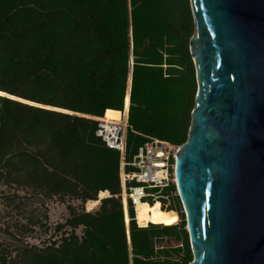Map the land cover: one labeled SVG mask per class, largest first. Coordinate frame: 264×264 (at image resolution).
<instances>
[{"label": "trees", "instance_id": "obj_1", "mask_svg": "<svg viewBox=\"0 0 264 264\" xmlns=\"http://www.w3.org/2000/svg\"><path fill=\"white\" fill-rule=\"evenodd\" d=\"M195 31L190 0H0V90L103 117L108 108L124 110L131 84L127 161L153 139L178 149L188 140L196 106ZM97 127L91 117L0 95V184L15 190L4 200L16 201L19 190L83 201L111 193L95 212L72 209L71 233L58 245L18 239L15 256L4 247L0 264L193 261L175 176L164 190L169 198L158 201L181 222L140 226L130 200L129 241L121 152L97 136Z\"/></svg>", "mask_w": 264, "mask_h": 264}, {"label": "water", "instance_id": "obj_2", "mask_svg": "<svg viewBox=\"0 0 264 264\" xmlns=\"http://www.w3.org/2000/svg\"><path fill=\"white\" fill-rule=\"evenodd\" d=\"M190 1L198 91L174 168L189 264H264V0Z\"/></svg>", "mask_w": 264, "mask_h": 264}, {"label": "rangeland", "instance_id": "obj_3", "mask_svg": "<svg viewBox=\"0 0 264 264\" xmlns=\"http://www.w3.org/2000/svg\"><path fill=\"white\" fill-rule=\"evenodd\" d=\"M196 33L197 30L194 35ZM14 192V189L0 184V254L2 249L6 247L14 251V256L16 254L15 248L19 245L18 239L39 246L54 243L58 245L64 236L71 233L72 228L66 222L71 217L72 209L79 212L83 210L95 212L100 208L102 199L111 196L108 191L109 195L101 198L99 192L97 199L100 202L98 206L88 210L89 200L83 201L82 198L75 195L43 197L31 191L19 190L17 191L21 195L19 199L16 201L4 200L5 197ZM122 193L123 190L120 195L126 207ZM149 201L152 203L150 199ZM36 217L41 222L33 225L31 219L34 220ZM180 222L181 216L179 215L177 224ZM76 231L82 235L83 227L77 228ZM160 243L162 244L163 241Z\"/></svg>", "mask_w": 264, "mask_h": 264}, {"label": "built area", "instance_id": "obj_4", "mask_svg": "<svg viewBox=\"0 0 264 264\" xmlns=\"http://www.w3.org/2000/svg\"><path fill=\"white\" fill-rule=\"evenodd\" d=\"M131 84L127 90L124 110L120 120H106L103 117L94 118L98 121L97 136L101 137L106 145L121 152L120 177L123 196L126 199L125 217L128 236L130 234L129 201L131 200L137 210V199L149 202L158 201L161 198H169L164 195V190L170 187L174 175L173 159L178 149L170 142L153 139L141 146L134 156L133 161L126 159L127 129L130 104L127 108L126 101L130 102ZM132 167V170H128ZM124 193L126 195H124ZM149 198V199H148ZM129 216V218H127ZM130 241V239H129Z\"/></svg>", "mask_w": 264, "mask_h": 264}, {"label": "bare ground", "instance_id": "obj_5", "mask_svg": "<svg viewBox=\"0 0 264 264\" xmlns=\"http://www.w3.org/2000/svg\"><path fill=\"white\" fill-rule=\"evenodd\" d=\"M0 94H2L4 96H9L12 99H16V100H19V101H22L25 103L39 105V106H43V107H47V108H51V109H56V110H60V111H64V112L79 114V115L91 117L92 119L97 118V116H92V115L83 114V113H76L74 111H70V110L65 109V108H59V107H55V106H48V105L39 104V103L30 101V100H27L25 98H21L19 96L9 94V93L2 91V90H0ZM129 104H130V102H129V97H128L127 101H126L127 108L129 106ZM121 116H122V112L120 110L108 108L105 115L103 116V118H105L106 120H120ZM107 195H109L108 191H101L100 192L101 198H103ZM124 195H126V194L124 193ZM99 202H100V200H98V199L89 200L88 201V210H92L95 207H97ZM125 202H126V199H125ZM136 202H137L136 219H137L140 226H143V227L148 226L150 223L164 224V225H175L179 222V214L175 211L163 210L162 204L159 201H156L153 204H150L149 202L142 201L138 198ZM127 218H129V216Z\"/></svg>", "mask_w": 264, "mask_h": 264}]
</instances>
